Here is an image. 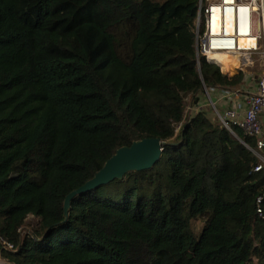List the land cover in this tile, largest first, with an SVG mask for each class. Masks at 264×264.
Returning <instances> with one entry per match:
<instances>
[{"label":"trees","instance_id":"obj_1","mask_svg":"<svg viewBox=\"0 0 264 264\" xmlns=\"http://www.w3.org/2000/svg\"><path fill=\"white\" fill-rule=\"evenodd\" d=\"M198 5L0 0V264H264L257 140L200 108L246 75L197 65ZM144 139L169 144L157 165L66 218V197Z\"/></svg>","mask_w":264,"mask_h":264},{"label":"built area","instance_id":"obj_2","mask_svg":"<svg viewBox=\"0 0 264 264\" xmlns=\"http://www.w3.org/2000/svg\"><path fill=\"white\" fill-rule=\"evenodd\" d=\"M195 25L198 66L204 59L223 70L214 56L237 55L241 58L239 69L242 70L253 64V56L264 43V0H199ZM218 116L222 126L232 133L237 127L256 138L254 152L261 164L255 172L264 170V75L258 81L256 90L249 94L243 115L230 108ZM258 212L261 213V210ZM5 244L13 249L11 244Z\"/></svg>","mask_w":264,"mask_h":264},{"label":"water","instance_id":"obj_3","mask_svg":"<svg viewBox=\"0 0 264 264\" xmlns=\"http://www.w3.org/2000/svg\"><path fill=\"white\" fill-rule=\"evenodd\" d=\"M216 101L217 99L214 98L213 103ZM168 145L159 139H144L134 142L130 147L118 149L91 180L66 197L64 201L65 217H68L71 202L76 197L107 186L114 181H122L128 173L153 169L161 160Z\"/></svg>","mask_w":264,"mask_h":264},{"label":"rangeland","instance_id":"obj_4","mask_svg":"<svg viewBox=\"0 0 264 264\" xmlns=\"http://www.w3.org/2000/svg\"><path fill=\"white\" fill-rule=\"evenodd\" d=\"M262 48L261 50L253 56V65L251 66V68H247L244 70L243 73H245V75L249 76V74L251 75V78L245 77V81H244V85L241 87L240 91L242 92V94L252 91L254 84L257 85L258 81L263 77L264 75V43L262 42ZM244 69V68H242ZM223 74H227L229 76H234L237 73L241 72L240 69L237 72L234 73H227V71L225 70H221ZM208 90L206 91V89L204 90V92L201 93V99L203 102L206 103V106H204L205 109L208 110L209 115L213 118V120H215L216 122L219 120V116L218 114H220L221 111H219L217 109V107H215L214 105L210 104L208 101ZM209 96H210V92H209ZM208 98V99H207ZM187 102H190V99L187 98L186 99ZM208 105V106H207ZM201 108V107H200ZM196 111L195 107H189L187 109V115L192 116L194 115ZM39 224V219L30 217L29 220L27 221V227L30 229L36 228ZM203 228V225L200 223H195L194 224V229L197 233L201 232ZM1 262V261H0Z\"/></svg>","mask_w":264,"mask_h":264},{"label":"crops","instance_id":"obj_5","mask_svg":"<svg viewBox=\"0 0 264 264\" xmlns=\"http://www.w3.org/2000/svg\"><path fill=\"white\" fill-rule=\"evenodd\" d=\"M252 65L248 66L247 68H251ZM247 68H244L242 70L240 69V71L244 72V70ZM250 76H251L250 74H249V76L246 75L247 79L251 78ZM255 90H256V84H254L252 91L246 92L244 94H242V92L240 90L238 92L214 90V91H209L210 96L209 95H207V96L209 98L208 101H210L209 103L214 105L215 107H217V109L219 111L225 112V110H227V109L234 108V109H237V111H239V113L243 115L244 112L246 111V108H247V99L249 98V94L254 92ZM214 98L217 99V101L215 103H213ZM204 106H206V103L202 101L200 107L203 110H205L206 112H208V110L205 109ZM207 114L210 118L211 116L209 115V113H207ZM262 119H264V118H262Z\"/></svg>","mask_w":264,"mask_h":264},{"label":"bare ground","instance_id":"obj_6","mask_svg":"<svg viewBox=\"0 0 264 264\" xmlns=\"http://www.w3.org/2000/svg\"><path fill=\"white\" fill-rule=\"evenodd\" d=\"M214 57L222 64V67L229 73H231V71H228L230 62H233L239 66L241 64V58L237 55H223Z\"/></svg>","mask_w":264,"mask_h":264}]
</instances>
